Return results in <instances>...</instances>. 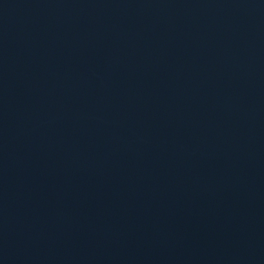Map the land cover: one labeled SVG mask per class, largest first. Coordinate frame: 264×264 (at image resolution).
Listing matches in <instances>:
<instances>
[{"label": "water", "instance_id": "obj_1", "mask_svg": "<svg viewBox=\"0 0 264 264\" xmlns=\"http://www.w3.org/2000/svg\"><path fill=\"white\" fill-rule=\"evenodd\" d=\"M0 264H264V0H0Z\"/></svg>", "mask_w": 264, "mask_h": 264}]
</instances>
